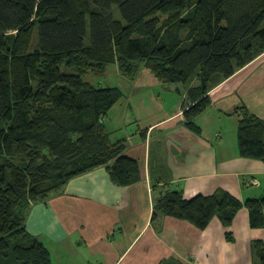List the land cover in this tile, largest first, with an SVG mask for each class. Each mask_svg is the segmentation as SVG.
I'll list each match as a JSON object with an SVG mask.
<instances>
[{
  "label": "trees",
  "instance_id": "trees-1",
  "mask_svg": "<svg viewBox=\"0 0 264 264\" xmlns=\"http://www.w3.org/2000/svg\"><path fill=\"white\" fill-rule=\"evenodd\" d=\"M263 53L264 0H0V264H54L27 214L71 179L99 167L119 186L142 179L128 140L114 139L106 120L123 90L86 76L115 64L128 79L181 83L192 101L186 124L197 130L210 91ZM231 113L240 155L264 161V121L245 105ZM155 193L154 220L206 229L218 216L228 228L246 207L251 227H264V194L243 202L223 188ZM252 247L264 264V241Z\"/></svg>",
  "mask_w": 264,
  "mask_h": 264
},
{
  "label": "crops",
  "instance_id": "crops-1",
  "mask_svg": "<svg viewBox=\"0 0 264 264\" xmlns=\"http://www.w3.org/2000/svg\"><path fill=\"white\" fill-rule=\"evenodd\" d=\"M120 80L124 96L106 120L114 139L128 140L125 154L139 160L142 179L119 186L105 167L77 176L62 193L32 205L28 230L54 264H254L253 242L264 241V227H251L246 207L228 228L218 216L200 229L153 215L155 191L163 186L186 197L223 188L243 202L264 194V161L240 155L239 118L231 113L245 105L264 121V53L210 91L213 102L197 130L185 121L192 101L183 84L145 74Z\"/></svg>",
  "mask_w": 264,
  "mask_h": 264
},
{
  "label": "rangeland",
  "instance_id": "rangeland-1",
  "mask_svg": "<svg viewBox=\"0 0 264 264\" xmlns=\"http://www.w3.org/2000/svg\"><path fill=\"white\" fill-rule=\"evenodd\" d=\"M119 16V13H118ZM67 71H74V69H68ZM143 74H141L140 77H142ZM91 78V79H90ZM121 75L119 74V69L117 68V65L112 64L108 67L106 73H96V75H92L91 77L88 75L86 76V79L92 81L93 83L97 85H112V86H118L120 83ZM215 126L219 127L221 124L220 122L217 123V120L214 121ZM228 123L231 126L234 125V121L231 119H228Z\"/></svg>",
  "mask_w": 264,
  "mask_h": 264
}]
</instances>
